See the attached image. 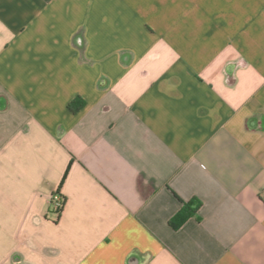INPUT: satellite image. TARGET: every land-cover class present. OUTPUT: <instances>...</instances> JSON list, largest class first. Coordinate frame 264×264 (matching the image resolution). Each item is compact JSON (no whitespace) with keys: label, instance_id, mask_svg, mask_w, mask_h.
Returning <instances> with one entry per match:
<instances>
[{"label":"crops","instance_id":"crops-1","mask_svg":"<svg viewBox=\"0 0 264 264\" xmlns=\"http://www.w3.org/2000/svg\"><path fill=\"white\" fill-rule=\"evenodd\" d=\"M0 264H264V0H0Z\"/></svg>","mask_w":264,"mask_h":264},{"label":"trees","instance_id":"trees-1","mask_svg":"<svg viewBox=\"0 0 264 264\" xmlns=\"http://www.w3.org/2000/svg\"><path fill=\"white\" fill-rule=\"evenodd\" d=\"M82 104L83 102L80 100V98H75L74 100L71 101L70 108L78 109ZM61 199L63 200V204H64L65 198L62 195H61ZM200 205H201V201L196 197H193L190 200L184 202L181 205L180 209L169 219V225L172 228L179 227L189 217L195 216L196 210Z\"/></svg>","mask_w":264,"mask_h":264},{"label":"built area","instance_id":"built-area-1","mask_svg":"<svg viewBox=\"0 0 264 264\" xmlns=\"http://www.w3.org/2000/svg\"><path fill=\"white\" fill-rule=\"evenodd\" d=\"M47 206L50 211L58 215L63 207V200L61 199V194L57 191L50 194L47 198Z\"/></svg>","mask_w":264,"mask_h":264}]
</instances>
